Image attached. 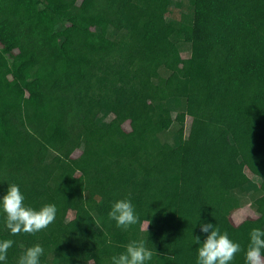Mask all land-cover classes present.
Masks as SVG:
<instances>
[{
	"label": "trees",
	"instance_id": "obj_1",
	"mask_svg": "<svg viewBox=\"0 0 264 264\" xmlns=\"http://www.w3.org/2000/svg\"><path fill=\"white\" fill-rule=\"evenodd\" d=\"M181 1L174 21L165 0H0V195L16 183L57 207L35 234L0 215L6 264L35 244L41 264H110L146 239L151 264H196L200 222L247 264L264 229V0ZM123 198L127 230L107 215Z\"/></svg>",
	"mask_w": 264,
	"mask_h": 264
},
{
	"label": "clouds",
	"instance_id": "obj_2",
	"mask_svg": "<svg viewBox=\"0 0 264 264\" xmlns=\"http://www.w3.org/2000/svg\"><path fill=\"white\" fill-rule=\"evenodd\" d=\"M56 214L57 207L53 203L44 204L38 209L27 205L25 194L16 183H10L6 191L0 195V215L4 218V226L12 235L38 233L54 222ZM107 215L115 222V226L122 230H127L140 221L135 205L129 198L115 200ZM145 219L148 225L150 220L146 217ZM199 231L204 234V239L201 242L199 236L194 238L195 243L199 245L196 249V264H231L235 254L241 251L239 243L231 240L227 232H221L212 223L200 222ZM12 244L11 239H0V264H6L8 250ZM147 244V239L129 241L124 246V251L110 258V264H151L154 248H149ZM44 253V247L35 244L25 249L17 264H41ZM262 254L264 229L253 228L246 250L247 264H260Z\"/></svg>",
	"mask_w": 264,
	"mask_h": 264
},
{
	"label": "rangeland",
	"instance_id": "obj_3",
	"mask_svg": "<svg viewBox=\"0 0 264 264\" xmlns=\"http://www.w3.org/2000/svg\"><path fill=\"white\" fill-rule=\"evenodd\" d=\"M166 3L169 4V8L171 10V16L169 19L174 21H178L181 14H183L187 9V3L181 0H165ZM181 56L183 58H187L189 56V48L187 46H180ZM104 123V119L100 120V123ZM183 146H190L193 147V140L191 136L188 134L187 126L184 132V141L182 145H177L174 149L173 156L174 158H178L181 154V149ZM245 163L248 162L247 158L244 157ZM255 179H252L254 182ZM253 218L255 217V213L251 210V208L244 207L238 211H236L232 216L231 219L234 224H238L239 222L243 221L246 218ZM260 264H264V259L261 258Z\"/></svg>",
	"mask_w": 264,
	"mask_h": 264
}]
</instances>
